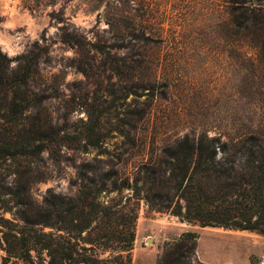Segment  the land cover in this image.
I'll return each mask as SVG.
<instances>
[{"label": "rangeland", "instance_id": "374dc122", "mask_svg": "<svg viewBox=\"0 0 264 264\" xmlns=\"http://www.w3.org/2000/svg\"><path fill=\"white\" fill-rule=\"evenodd\" d=\"M47 1L0 0L10 77L20 73V57L40 54L29 86L41 106L21 122L48 136L39 157L0 161V202L18 192L20 207L36 215L51 195L76 198L94 186L83 170L95 181L112 168L132 176L169 168L171 149L187 135L225 139L250 125L264 132V27L246 36L239 0ZM244 6L264 9V0ZM135 232L131 264H264V235L203 228L145 200Z\"/></svg>", "mask_w": 264, "mask_h": 264}, {"label": "trees", "instance_id": "16d2710c", "mask_svg": "<svg viewBox=\"0 0 264 264\" xmlns=\"http://www.w3.org/2000/svg\"><path fill=\"white\" fill-rule=\"evenodd\" d=\"M239 1L243 4L242 28L247 37L254 39L257 29L264 27V15L260 20L257 13L264 9L244 6L257 0ZM19 59L20 73L10 77L11 59L0 50L1 163L39 157L46 148L42 139L48 137L42 129L28 133L21 122L26 112L41 106L40 100H32L38 93L29 86L40 54ZM171 151L169 168H139L132 179L112 168L99 171L95 181L83 170V180L94 186L86 184L76 198L51 195L46 199L48 208L36 215H30L24 203L20 207L18 192H9L10 199L0 202L3 263L10 264L14 259L22 264H131L142 200L156 212L169 213L203 228L264 235V132L259 126L250 125L242 134L225 139L202 135L195 140L187 135ZM12 173L18 179L23 174L20 168ZM3 190L5 187L0 185ZM125 190L132 194L124 195ZM104 192H116L117 197L104 201ZM4 213H12V218ZM43 228L56 232L48 233ZM188 236L197 239L196 233ZM107 253L110 255L104 257Z\"/></svg>", "mask_w": 264, "mask_h": 264}]
</instances>
